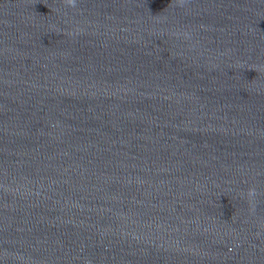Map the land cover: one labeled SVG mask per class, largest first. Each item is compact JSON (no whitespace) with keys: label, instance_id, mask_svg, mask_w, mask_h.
I'll return each mask as SVG.
<instances>
[{"label":"clouds","instance_id":"clouds-1","mask_svg":"<svg viewBox=\"0 0 264 264\" xmlns=\"http://www.w3.org/2000/svg\"><path fill=\"white\" fill-rule=\"evenodd\" d=\"M68 3L72 6H75L76 0H68Z\"/></svg>","mask_w":264,"mask_h":264}]
</instances>
